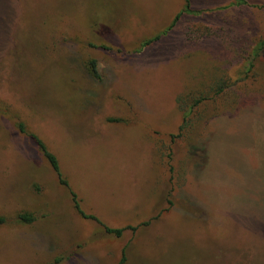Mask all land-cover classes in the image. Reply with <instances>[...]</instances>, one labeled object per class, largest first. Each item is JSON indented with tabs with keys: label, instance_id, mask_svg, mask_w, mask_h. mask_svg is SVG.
Masks as SVG:
<instances>
[{
	"label": "rangeland",
	"instance_id": "374dc122",
	"mask_svg": "<svg viewBox=\"0 0 264 264\" xmlns=\"http://www.w3.org/2000/svg\"><path fill=\"white\" fill-rule=\"evenodd\" d=\"M179 4L0 0V215L38 217L0 227V264L25 262L7 232L36 254L39 221L65 224L46 194L53 169L21 122L48 138L102 222L140 225L116 237L90 221L59 263L48 231L49 264H121L125 249L122 264H264V26L239 9L141 49ZM196 99L188 146L172 141Z\"/></svg>",
	"mask_w": 264,
	"mask_h": 264
},
{
	"label": "crops",
	"instance_id": "0c3cea01",
	"mask_svg": "<svg viewBox=\"0 0 264 264\" xmlns=\"http://www.w3.org/2000/svg\"><path fill=\"white\" fill-rule=\"evenodd\" d=\"M182 4H179L178 9H176V12L174 14V17L171 21V23L168 25V27L173 23L177 15L181 14V17L177 21L176 26L172 29L171 32L179 30L181 31V26L190 25L193 22L199 23V22H213V20L217 17L224 16L227 13H232L233 11H237L239 9H246L250 10L249 12L252 13L251 17L252 19L254 17H258L257 21L258 23L262 24L264 26V0H245V5H234V2L237 0H190L191 3V11L192 12H184L186 0H181ZM210 21H207V20ZM167 27V28H168ZM166 28V29H167ZM183 30V29H182ZM157 33L156 35H158ZM154 35V36H156ZM165 36V35H164ZM131 126V125H126ZM123 126H120L119 129H121ZM118 130V129H117ZM116 130V131H117ZM75 131H73V134ZM38 137L41 138L44 143L47 145L50 151H52L55 155L56 152L53 149V145L49 142L48 138L44 135H42L39 131L37 133ZM86 136V135H85ZM87 137V136H86ZM57 157V156H56ZM61 171L66 178V180L69 183V187L78 195V198L81 201L82 208L87 212L88 214H92L97 216L95 212H93L85 203L84 195L79 192L76 188H74L73 184L71 183V180L67 177L64 170L62 169V165L60 163V160L58 159ZM53 186L54 188H49L48 191H46L47 197L52 202V209L55 208L58 210V212L61 213V215L64 217L63 222L65 224H59L58 225V231H51L49 229L50 227H47L48 225L44 223L45 219H49L50 217L54 216L51 215L50 217H46L39 221V230L41 231V235L38 236L39 240L42 242V250H40V253H34L33 251H29V243L23 236H20L18 234L7 232L8 237H10L13 241V244L15 246H21L22 251L25 254V262H22L21 264H49L52 260V250L48 251L45 250V244L43 241L44 234L46 236H49L48 231H51V238L50 240L53 242H56L57 244V251H59L62 255H59L58 259H61L62 256H66L69 259L73 258V241L76 239H73V235L78 234L79 230L81 228H87L91 227L90 220L82 218L77 211L75 210L73 201L70 197L69 191L67 188H64L60 183L59 180L54 173V180ZM55 197V198H54ZM56 200V201H55ZM54 201L58 202L57 206H54ZM52 210V211H53ZM98 217V216H97ZM101 229V227L98 225ZM93 230V229H90ZM86 232L88 230H81V232ZM78 239V237H76ZM12 243V242H11ZM11 246L9 247V249ZM58 257V256H56ZM27 262V263H26Z\"/></svg>",
	"mask_w": 264,
	"mask_h": 264
},
{
	"label": "trees",
	"instance_id": "16d2710c",
	"mask_svg": "<svg viewBox=\"0 0 264 264\" xmlns=\"http://www.w3.org/2000/svg\"><path fill=\"white\" fill-rule=\"evenodd\" d=\"M246 1L245 0H237L234 2V5H245ZM191 3L190 0H186V5H185V9L184 12H192L191 11ZM182 13L177 15V17L175 18V20L173 21V23L162 33V34H158L154 37H152L151 39L146 40L143 44H142V48H145L146 46L150 45L152 42L154 41H158L161 40L164 35L168 34L170 31H172V29L176 26L177 21L179 20V18L181 17ZM264 50V39H261L256 46L254 47V53L255 55H257V57L259 56L260 52H262ZM255 67V64H250L249 70H253ZM90 69L92 70V72L96 75L95 70H97V65H96V61L92 60L90 62ZM226 86L221 88V91H225ZM256 93V92H255ZM203 99H196L195 102L193 104L190 105V109L188 111H190V114H188L187 116H185L184 119V123L185 125H183L180 128V131L178 132V134H171L172 136V141L173 138H181L183 140V143L185 145L188 146L189 143V139H191L192 136V131H191V126H193V122H188V118L191 115V112H193L192 109H194L195 107H197L200 103H203ZM186 124H188L187 128H186ZM20 127V131L23 134L28 135V137H30L35 144L37 145V149L39 150V152L41 153V155L49 162L50 166L53 169V172L56 174L59 183L64 187L67 188L70 194V197L73 201L75 210L77 211V213L84 219H88L90 221H94L97 222L99 224V226L101 227L102 230H104L106 233L110 234V235H115L116 237H121L124 232L126 230H132L134 232H136L138 230V228L140 227V225L138 226H131L130 224L124 226V227H111L109 225H106L104 222H102L97 216L92 215V214H88L87 212H85V210L82 208L81 205V201L78 198V195L69 187V183L66 180V178L64 177L61 168H60V164L58 161V158L56 157V155L49 150V148L47 147V145L44 143V141L38 137L37 134L33 133V132H29L26 129V126L23 122H21L19 124ZM186 128V129H185ZM169 158H172V154H169ZM173 176V175H172ZM156 218V217H154ZM38 220V217L36 216V214L33 211L27 210V209H23L19 212H17V214L15 215V217L13 218V220L6 215H0V227L2 226H8L11 223L14 222V224H22V225H32L34 224L36 221ZM151 221L149 222H145L141 225H148ZM125 251L124 250L123 254V258H122V263L125 262L126 258H125ZM58 259V263H59Z\"/></svg>",
	"mask_w": 264,
	"mask_h": 264
}]
</instances>
